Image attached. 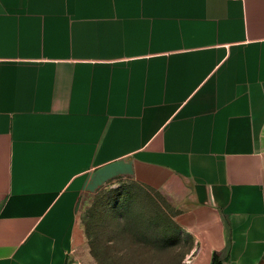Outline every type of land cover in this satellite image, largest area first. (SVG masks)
<instances>
[{
  "label": "crops",
  "instance_id": "crops-1",
  "mask_svg": "<svg viewBox=\"0 0 264 264\" xmlns=\"http://www.w3.org/2000/svg\"><path fill=\"white\" fill-rule=\"evenodd\" d=\"M128 180L189 264H264V0H0V264L80 259Z\"/></svg>",
  "mask_w": 264,
  "mask_h": 264
},
{
  "label": "rangeland",
  "instance_id": "rangeland-1",
  "mask_svg": "<svg viewBox=\"0 0 264 264\" xmlns=\"http://www.w3.org/2000/svg\"><path fill=\"white\" fill-rule=\"evenodd\" d=\"M181 215L167 196L134 181L108 186L80 210L87 249L69 264H185L195 242Z\"/></svg>",
  "mask_w": 264,
  "mask_h": 264
},
{
  "label": "trees",
  "instance_id": "trees-1",
  "mask_svg": "<svg viewBox=\"0 0 264 264\" xmlns=\"http://www.w3.org/2000/svg\"><path fill=\"white\" fill-rule=\"evenodd\" d=\"M212 264H224V263L221 261V259L217 255H215L213 258Z\"/></svg>",
  "mask_w": 264,
  "mask_h": 264
},
{
  "label": "built area",
  "instance_id": "built-area-1",
  "mask_svg": "<svg viewBox=\"0 0 264 264\" xmlns=\"http://www.w3.org/2000/svg\"><path fill=\"white\" fill-rule=\"evenodd\" d=\"M191 261L187 260V263L189 264Z\"/></svg>",
  "mask_w": 264,
  "mask_h": 264
}]
</instances>
